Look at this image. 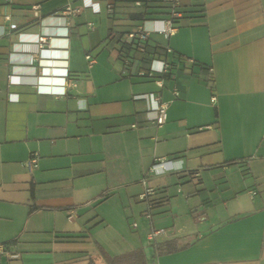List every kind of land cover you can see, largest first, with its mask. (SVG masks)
<instances>
[{"label": "crops", "instance_id": "crops-1", "mask_svg": "<svg viewBox=\"0 0 264 264\" xmlns=\"http://www.w3.org/2000/svg\"><path fill=\"white\" fill-rule=\"evenodd\" d=\"M67 5L79 8L69 25L59 14ZM153 5L169 12L161 0H0V246L19 255L0 254V264H27L28 252L47 254L49 264H109L137 249L145 257L139 264H264V192L255 178L235 181L231 173L245 177L253 175L251 165L264 167V0H179L175 32L167 38L151 32L140 52L128 34L141 24L152 31L151 19L169 16L147 18L146 6ZM151 58H165L170 72L140 76ZM158 91L162 101L172 100L160 126L132 98ZM31 152L38 158L28 172ZM155 158L170 160L168 170L148 173ZM206 177L216 190H246L248 203L233 213L225 204V214L209 217ZM143 178L157 203L150 224L155 214L177 217L179 210L196 226L190 234L164 228L167 236L150 242L152 248L172 239L191 241L188 248L154 256L134 240L112 256L96 241L94 254L58 247L90 242L91 228L106 222L89 208L115 193L136 196L130 213L141 217ZM168 179L186 195L178 208L170 205ZM39 211L53 212L52 228L30 225ZM59 212L71 218L61 214L57 222ZM36 232L46 236L30 234ZM27 242L36 246L28 249Z\"/></svg>", "mask_w": 264, "mask_h": 264}, {"label": "rangeland", "instance_id": "rangeland-1", "mask_svg": "<svg viewBox=\"0 0 264 264\" xmlns=\"http://www.w3.org/2000/svg\"><path fill=\"white\" fill-rule=\"evenodd\" d=\"M101 113H102L101 111L95 112L92 114L93 115L92 117L96 118ZM93 123L97 124V121H94ZM27 160L28 158L26 159V161ZM135 163H136V158L135 157L131 158V165L133 169ZM251 167H252L253 175H247L245 177H242L239 171L233 173L234 170L231 169V173L234 174V180L235 181L240 180L241 182H243L244 180L253 181V179L255 178L257 185L259 186V189L262 192H264V167L259 166L256 163L254 165H251ZM26 170L28 171L27 168ZM203 182L205 184L208 194L212 197L213 200V205L209 207L206 211L209 217L225 214V209H226L225 204L228 207V213H233L236 209L247 204L249 201L248 196L245 194L246 190H241L236 195H234L232 194L233 193L232 191H228L224 189L222 186H219L221 188H219V190H216L214 187L215 183L212 180V178L206 177ZM167 183H168L167 194L170 196V205L172 206V208L174 207L178 208L179 200H182L183 202L185 200L184 198L186 195L184 194L186 188H184V185H182L183 188L182 186H180V188L183 189V193H184L183 194L184 196L181 197L182 196L181 194L176 193V188H178L179 186H177L175 182L172 181V179H168ZM133 185L132 186L129 185L127 187L125 186L123 188H131V187L133 188L134 187ZM146 186L148 185L146 184ZM144 189L145 187L143 185L142 192H144ZM135 198L136 196L128 197L127 195H123V194L118 195L115 193L106 201L100 204L98 203L93 204V206L89 208V211H94L104 216L106 224L91 228L92 240H90V242H74L64 245L59 243L58 247L68 246L70 249L86 250L89 253L94 254L96 253V249H97L95 244L96 241L102 246V248L106 252H108L110 255L113 256L126 252V250L130 248V245L134 243L135 240L137 246H142L143 250L145 249L148 251L151 250L152 252L153 248L151 246V243L146 239V233L149 232L151 229H160L163 227V229L165 228L169 230L170 233L169 235H172V233L175 232L184 233V234L188 232L190 234L192 233L193 230L196 229V226H194V221L191 219V217L190 216L187 217L183 215V213L180 212L179 210L177 211L178 212L177 217H172L171 214L169 213H165L161 215L159 214L153 215V225H152L149 222V218L144 215V212L146 210V205H145L144 208L145 210L141 212V217H139V213H137V216L133 218V216L130 213L129 202L130 204L131 203L135 204L134 203ZM139 199L142 200L140 197ZM200 210L201 208H198V211ZM61 214H63L64 220L68 218L66 217L65 212L62 213L59 212V215L57 217V222H58V218L61 217ZM79 215L81 216L83 214H79ZM151 215H152V211L150 212V218ZM85 220L86 218L84 217V221ZM54 221L55 218L52 211L50 212L39 211V212H35L34 215L32 216L30 220V225L35 227H43L45 229H50L52 228ZM133 223L136 224L135 227H133ZM30 234L33 236H46L45 232H41V233L36 232ZM45 244L47 245V243H43V245ZM23 245L28 249H32L34 246H36V244L29 242L24 243ZM62 254L60 253V249H58L55 255L57 258L56 263H62V261H60L61 260L60 257L63 256ZM46 255L47 254L41 256L40 254L33 255L30 252H28L27 256L25 257V260L27 264L38 263V262H42L43 264H49L50 261L52 260L49 259L50 257H47Z\"/></svg>", "mask_w": 264, "mask_h": 264}, {"label": "built area", "instance_id": "built-area-1", "mask_svg": "<svg viewBox=\"0 0 264 264\" xmlns=\"http://www.w3.org/2000/svg\"><path fill=\"white\" fill-rule=\"evenodd\" d=\"M149 1V0H147ZM163 3L168 5L169 8V16L167 18L163 19H151V23L153 24V30L149 31L144 28L143 24L137 26V28L128 34V36L132 39V42H134V46L137 50L140 52L145 50L146 42L148 41L149 34L151 32L158 33L162 35L163 37L167 38L170 35H172L175 30V22L177 19L181 17V13L177 10L178 1L179 0H161ZM143 2L138 1L135 2L136 5H141ZM33 14L35 16H38L39 14V8L38 6L32 7ZM79 12V8H74L69 5L65 6L63 9L60 10L59 14L65 19V25H69V19L76 16ZM5 19H9L8 17H5ZM89 27L92 26L91 23L88 24ZM12 28H14V25H11ZM40 43H45V40L43 37L39 38ZM163 51L165 53L170 52V48L168 46H165L163 48ZM88 63H92V58L90 55L85 56ZM188 61L192 62L191 59H187ZM172 66L165 58L159 59V58H151L147 64V67L139 72L140 76L148 77V78H155L157 76H163L170 72ZM156 84L159 86V88H162V80L157 79ZM66 85H69L68 80L66 81ZM172 95L174 97H178L179 92L177 88H174L172 90ZM133 100H142L145 104V108L148 112H153V122L155 125L160 126L165 122L166 119V111L168 108V105L170 104V101H162L160 97V91L154 92V93H143V94H137L134 95ZM214 100V97H212ZM38 155L36 152L29 153L28 160L24 162V166L28 169L29 172H32V170L36 167ZM171 161L165 158H155L153 163L149 166L147 172L151 174H160L168 170L169 165ZM142 184L144 185L145 189L144 192H142L139 197L146 202V210L144 212V215L150 218V211H151V204L149 203V198L153 196L154 189L152 187L146 186V179H142ZM255 191H250V195H255ZM71 216H68V219H70ZM136 224L133 223V227H135ZM159 236H167V231L163 228L160 229H151L147 233V239L150 242L155 241V239ZM0 254L5 255L7 258L10 259H16L19 257L18 253L15 252H7L0 246Z\"/></svg>", "mask_w": 264, "mask_h": 264}, {"label": "trees", "instance_id": "trees-1", "mask_svg": "<svg viewBox=\"0 0 264 264\" xmlns=\"http://www.w3.org/2000/svg\"><path fill=\"white\" fill-rule=\"evenodd\" d=\"M146 7H147L146 8L147 11H145V15L148 16L147 18H150L152 17V15L159 14V13L163 15L169 14V12L167 11H162V12L154 11L156 8H165L164 6L153 5V6H146ZM138 19L144 20L141 16H138ZM132 44L134 45V42H132ZM148 201L151 204V209L155 207L157 204L155 202V199H152V197H150ZM191 243H192L191 241L181 240V239H172V240H164L161 242H157L153 245V255L160 256V255L174 253V252L188 248L191 245ZM144 261H145V257H144L143 252L140 249H137L132 252H128V253L121 254L119 256H114L110 258L109 264H139V263H144ZM87 264H95V263L92 260H90Z\"/></svg>", "mask_w": 264, "mask_h": 264}]
</instances>
